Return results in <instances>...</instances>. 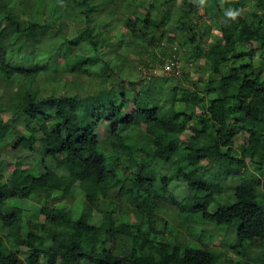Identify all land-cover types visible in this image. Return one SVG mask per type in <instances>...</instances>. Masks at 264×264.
<instances>
[{"label":"trees","instance_id":"1","mask_svg":"<svg viewBox=\"0 0 264 264\" xmlns=\"http://www.w3.org/2000/svg\"><path fill=\"white\" fill-rule=\"evenodd\" d=\"M160 2L0 0V264H264V0ZM87 46H110L127 83ZM11 143L42 152L43 171L3 164Z\"/></svg>","mask_w":264,"mask_h":264},{"label":"rangeland","instance_id":"2","mask_svg":"<svg viewBox=\"0 0 264 264\" xmlns=\"http://www.w3.org/2000/svg\"><path fill=\"white\" fill-rule=\"evenodd\" d=\"M141 1H143L145 3V7H136V8L133 9V11L132 10L130 11L129 15H134L137 12H139L141 15H143L144 9L147 8V3L152 1V0H141ZM154 3H155L154 8H155L156 11L163 10V5L160 4L161 3L160 0H154ZM168 4L169 3H167L166 6H169ZM175 17H176L175 15L171 14L170 15V20H172V21L176 20ZM38 18L40 20L44 19L42 15H40ZM119 25H120V23H119ZM80 26H82L81 23L72 24L71 26H68L65 31L67 32L68 36H70V37L73 36L74 37V36H76L77 29ZM109 48H110V46L109 47H105L103 49H100V51L98 53L94 54L93 53V49L90 48V46H87V47H85L83 49V51H86V53L88 52L89 54L94 55V57L96 59H98L99 62L106 61V60L110 61L111 65H112V68H113V71H109L111 76H114L116 78V80H118L119 78H124L123 79L124 82L127 83V80L130 79L128 77V75H127L129 67H123V68L119 69V66L114 62V60L110 59V54H108V55L105 54V51L107 49H109ZM118 50L125 57H127L129 60H132L133 64H136V59L140 55L138 52L141 51L139 47L134 46V45H128V46L120 47ZM142 55H143V57L146 56V54L144 52H143ZM56 66L58 67L59 70H62V72H63L62 76H63L64 79H66V80L70 79V76L68 75L67 71L64 68V64L59 63ZM140 67H142V65H139V63H137L135 71H134V72L137 71L136 72V77L137 78L145 77V76H147V73L149 72L147 70L145 73L141 72V74H140L138 72V69ZM170 68L173 69L172 67H170V64L167 63L161 69H158V68H152V69H154L153 72H156L157 74H159V73H167V72H169ZM152 69H151V72H152ZM175 72H176V70H175ZM109 73L107 72V74H109ZM131 75L133 76V73ZM191 76H192V78H196L197 74L193 73ZM44 83H45V80L43 78H41L40 79V84L43 85ZM128 88H130V87L128 86ZM66 92H68V91L66 90ZM109 130H110L109 123L107 121H104V120L100 121V123H99V125H98V127L96 129V133L98 135V138L99 139L105 138L107 136V134L109 133ZM14 141H16V140L13 138L12 142H14ZM244 142H246L245 136L242 135L241 133H239L236 136L235 147L238 148L239 147L238 145H240V144H242ZM12 144L13 143H11L6 149L4 148V150L2 151L1 159H2L3 164L4 163H8V162H26L27 164L32 165L33 168H36L39 172L43 171L44 165L39 160V157L42 155V152L36 151V150H30V149L28 150L27 148H23V147L22 148H14V147H11ZM48 161H50V160H48ZM47 164H49V163L47 162ZM56 171L64 172L62 167L61 168L57 167ZM7 172H8V169L6 171V169L3 168V173L7 175ZM171 188H172L174 194H176L177 196H180V197L182 195H184L186 193V191H187V188L183 187V185L180 182L173 183L171 185ZM83 200H84V195L81 192L78 191L75 194V199H74V203H73V206H74V208L76 210V213L79 210V208L81 207V205L83 203ZM8 203L11 204V205H16V206L24 208L26 210L25 211L26 212L25 219L30 218V219H35V220H41V216H40V214L38 212V207H37L36 204H33L31 202H25V201H23L21 199H15V198H10L8 200ZM58 205L61 206V207L63 206L62 208H66L68 206L67 203L64 202V201H60L58 203ZM177 217L179 219H181L180 215H177ZM179 219H178V222H180ZM94 220L96 222L99 221L98 214H96V217L94 218ZM158 222L160 223V226L162 228L163 227V221L159 220ZM171 223H172V225L175 224L173 221H171ZM193 227H195L194 224H193ZM182 228H184V227H182ZM214 228H216V227L214 226ZM206 232H207V230H206ZM186 239H187V237H186ZM213 242H214L213 244L217 245L219 248H224L222 246V245L225 244L224 234L221 233V232H218L216 235L213 236ZM18 252H19V254H20V256H21V258L23 259V262H24V258H25V256L28 253V249H26L24 247L23 248H19ZM82 264H90V263H88L86 261H82Z\"/></svg>","mask_w":264,"mask_h":264},{"label":"clouds","instance_id":"3","mask_svg":"<svg viewBox=\"0 0 264 264\" xmlns=\"http://www.w3.org/2000/svg\"><path fill=\"white\" fill-rule=\"evenodd\" d=\"M204 3H205V0H201V4H204ZM226 15L231 17L233 20H235L240 15V12H239V10H231V9H229L226 12Z\"/></svg>","mask_w":264,"mask_h":264}]
</instances>
